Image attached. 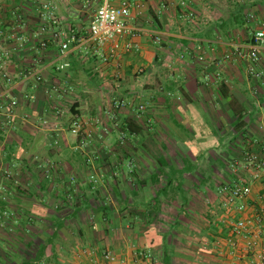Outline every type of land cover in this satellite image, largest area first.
Wrapping results in <instances>:
<instances>
[{"label":"crops","instance_id":"obj_1","mask_svg":"<svg viewBox=\"0 0 264 264\" xmlns=\"http://www.w3.org/2000/svg\"><path fill=\"white\" fill-rule=\"evenodd\" d=\"M50 1L61 28L82 32L102 5V0L88 7L86 0ZM123 1L110 0L114 6ZM184 1L192 19L184 16ZM145 2L135 23L141 30L137 48L123 57L117 79L114 64H103L82 45H74L66 58L71 67L57 71L60 45L52 31L40 33L37 0H0V184L8 190L0 194V205L20 217L0 218V241L11 245H0V264L35 258L38 248L29 251L33 241L48 246L42 264H92L79 256L84 249H96L99 264H108L105 251L113 253L111 264L250 260L243 251L228 254L230 229L224 222L234 216L227 214L219 192L229 176L236 178L234 166H242L244 154L257 150L254 143L264 137V81L250 76L247 60L226 55L235 45H251L252 36L264 29V0ZM238 5L249 23L232 26L228 35L219 24L239 16ZM148 21L152 28L145 26ZM42 41L49 42L46 49ZM261 56L264 65V50ZM54 85L73 90L51 100L47 92ZM117 100L131 105L116 108ZM142 105L151 124L138 110ZM74 116L100 127L92 128L88 152L74 150L78 139L69 132ZM136 124L142 129L138 148H126L121 127ZM116 131L118 139L111 135ZM105 145L111 151L101 153ZM45 162L54 165L51 179L40 167ZM255 188L264 196V176ZM19 221L20 234L10 237L7 229ZM25 238V248L18 247Z\"/></svg>","mask_w":264,"mask_h":264},{"label":"built area","instance_id":"obj_2","mask_svg":"<svg viewBox=\"0 0 264 264\" xmlns=\"http://www.w3.org/2000/svg\"><path fill=\"white\" fill-rule=\"evenodd\" d=\"M94 0H86V6ZM40 7V19L43 22L41 27L42 34L52 31L53 39L60 45L59 57L63 60L57 66V71L63 72L71 67L68 61L74 45H82L88 54L98 57L105 65L114 64L118 70L116 78L121 75L119 72L122 68V59L127 54L132 53L136 48V39L139 37L141 30L135 26L137 19L141 17L146 8L145 0H124L119 6H114L110 0H102V5L98 7L90 27L85 31L77 29L61 28L60 21L56 15L57 6L50 0H37ZM182 6L188 13L184 14L186 18H193L194 13L189 12L187 2H183ZM22 19L21 16L18 17ZM22 41L23 38H18ZM48 41H42L41 47L46 49ZM264 50V29L258 30L252 36V43L247 47L235 45L233 50L226 55V59L233 57L240 60H247L249 63L248 72L250 76L258 82L264 81V65L261 53ZM6 56H10V52H5ZM204 60V57L200 58ZM33 73H30L31 75ZM28 75V76H29ZM38 82L43 81L41 73L33 76ZM8 78V75H5ZM73 87L63 88L61 85H54L47 93L51 100H54V94L62 95L72 91ZM57 116H62L59 104L52 102ZM17 101L12 102V106H16ZM130 103L117 100L116 108L130 106ZM139 112L144 115L148 124L153 121L147 113V107L142 105ZM11 116V114H9ZM94 128L99 129L98 123L89 122L79 116H74L69 126V132L78 139L74 150L77 152H88L92 142ZM127 134L121 132V143L124 144ZM55 145H60L58 140ZM256 149H250L244 154L242 166L237 165L234 173L236 178L225 183L220 187V195L224 201L225 209L228 215L234 216L232 221H225V226L230 229V238L228 241V254L231 256L238 255L239 251H243L250 260L247 264H264V196L256 191L255 184L262 183L264 176V137L254 143ZM45 174L46 179L52 178L54 165L51 162H45L40 166ZM7 180L12 179V173H5ZM248 177V178H247ZM94 183H98L96 175L91 177ZM7 188L0 184V194L7 193ZM8 203V198H1ZM1 215L5 219L15 215L11 209L3 208L0 205ZM243 244V245H242ZM142 255V254H141ZM81 257H87L92 264H99L96 249H84L79 253ZM146 259H150V254L142 255ZM103 261L111 264L114 256L111 251H105L102 256Z\"/></svg>","mask_w":264,"mask_h":264},{"label":"trees","instance_id":"obj_3","mask_svg":"<svg viewBox=\"0 0 264 264\" xmlns=\"http://www.w3.org/2000/svg\"><path fill=\"white\" fill-rule=\"evenodd\" d=\"M238 6H239L238 8L235 7L237 9L235 11H236V13L240 14L239 16L224 18V19H222L221 24H219V26L221 27V31H228L227 32L228 35H229V33H231V35H233V33L230 32L232 30V26L236 25V26L245 27L249 23V20L247 19V17L243 16V12H244L245 8L243 6L241 7L240 5H238ZM75 108L76 107L72 108V110L75 112L74 114H76ZM243 119H244V116L242 115V116H240L239 121H242ZM120 132H124L127 134V138H126V142H127V140L128 141L131 140L132 136L139 135L142 132V129L140 127H138L137 124L136 125H128V126L121 127ZM120 142H121V140H120ZM122 145H124V144H122ZM118 197H119V195H118ZM2 207L4 208V204ZM19 218L20 217L17 214L15 215L14 218H11V219H9V218L5 219L4 216L1 215V219L2 220L4 219L7 222H9V221L14 222L15 220H17ZM19 224L22 225L19 221V223L15 227H11L10 230H9V228L7 229V234L10 237H12L13 236L12 233H15V232L17 234H20ZM23 228L26 229L27 226H25ZM16 229H17V231H16ZM9 243H10V241H2V240L0 241V245H2L1 246L2 248H5V247L8 248L9 246H11ZM30 245H32V243ZM47 247L48 246H46V245H44V246L39 245L36 257L31 258V259H27L22 264H42V260L44 258V254H45Z\"/></svg>","mask_w":264,"mask_h":264},{"label":"rangeland","instance_id":"obj_4","mask_svg":"<svg viewBox=\"0 0 264 264\" xmlns=\"http://www.w3.org/2000/svg\"><path fill=\"white\" fill-rule=\"evenodd\" d=\"M145 26L146 27H148V28H152V22L151 21H148V22H146L145 23ZM99 103H104L103 102V99H101V98H99ZM70 113H71V111H70ZM111 135L112 136H115V137H117V139H118V137H119V135H120V133L119 132H117L116 131V133H111ZM99 136V135H98ZM140 138H138V136H133L132 138H131V140H127V142L125 141V147L126 148H128V146L129 145H131V144H133L134 145V147H137L138 148V140H139ZM108 142V141H107ZM131 142V143H130ZM106 144V143H105ZM100 149H101V153H102V150L104 151L105 149V151L106 152H109V151H111V146L109 147H107V145H105L103 148L102 147H100ZM125 149H123V151H124ZM135 151H137L136 149H135ZM76 153H79V152H77V151H75ZM100 152V151H99ZM126 152V151H125ZM104 153V152H103ZM68 154L69 153H66L64 156H68ZM229 180H232L231 178H230V176H229ZM13 211V210H12ZM13 213L16 215V213L13 211ZM15 215H13L12 217H10L9 219H11V218H14L15 217ZM6 228V227H5ZM32 231V230H31ZM34 233H35V231H34ZM35 236L37 237V238H41L40 237V234H39V232H36L35 233ZM34 239H36L35 237H33ZM22 241H18L19 243H21L22 245H24V246H21V245H19L18 247H23V248H25V246L27 245L26 243H27V240H26V238H25V240L24 239H21ZM37 240V239H36ZM40 245V241H33L32 242V245H30V247H29V251L31 250L32 252H34L35 250H37V248H38V246ZM31 253V252H30ZM33 254V253H32Z\"/></svg>","mask_w":264,"mask_h":264}]
</instances>
